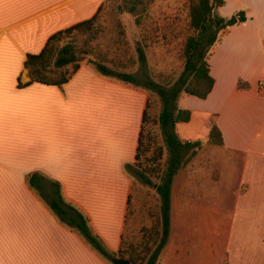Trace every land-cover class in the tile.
<instances>
[{
  "label": "crops",
  "instance_id": "0c3cea01",
  "mask_svg": "<svg viewBox=\"0 0 264 264\" xmlns=\"http://www.w3.org/2000/svg\"><path fill=\"white\" fill-rule=\"evenodd\" d=\"M105 2L0 0V264H113L56 219L26 183L31 173L58 182L105 250L122 251L132 188L126 167L136 156L147 90L86 61L60 87H18L29 81L28 54ZM230 3L245 20L210 49V93L178 98L190 111L183 124L195 136L215 124L222 145L209 144L208 135L195 140L196 154L173 177L156 264H264V0H224L220 16L228 17ZM239 80L250 88L238 90Z\"/></svg>",
  "mask_w": 264,
  "mask_h": 264
},
{
  "label": "trees",
  "instance_id": "16d2710c",
  "mask_svg": "<svg viewBox=\"0 0 264 264\" xmlns=\"http://www.w3.org/2000/svg\"><path fill=\"white\" fill-rule=\"evenodd\" d=\"M108 1H117L118 10L134 16V22L137 25L140 24V16L145 12L146 3H148V0H106V2ZM103 5L90 19L51 35L38 54H28L23 63V67L27 71L29 81L24 85L18 83V87L31 83L56 85L60 87L66 83L78 69L79 63L87 53L72 43H66L60 47L59 42L66 35L68 36L74 33L86 34L91 39H94L97 33L91 27ZM223 5L224 0H191L188 8L191 34L186 37L182 47L183 69L175 81L165 86L153 82L148 76L140 78L131 73L114 71L101 62L88 61L101 75L113 77L134 87H140L155 93L160 103L157 125L164 151L160 149L157 154L158 159L164 157V161L162 169L158 173V182L155 188V193L159 199V227L153 240L154 245L145 247L139 259L140 264H156L168 235L170 187L172 179L196 154L199 146L198 142L182 141L176 132V124L186 123L190 119V111L181 109L178 106V98L181 94L194 96L199 99H205L207 97L214 84V80L209 74V64L207 62L210 49L218 40L221 32L245 20V13L242 10L236 12L229 18L220 16L217 10ZM136 50L139 62L144 66L145 57L143 50L140 46H137ZM68 66L71 67V70L65 73L64 70ZM249 88L248 83L242 80L237 82L238 90H248ZM148 107L149 101H147L143 112L134 163L139 160L143 152V126L146 121ZM208 143L216 146L222 145L221 133L215 124L209 129ZM130 166L128 165L126 169L130 168ZM137 175L145 183H150L144 173L137 171ZM26 183L48 206L58 221L81 235L103 258L111 263L116 258L125 259L121 250L117 253H109L105 250L99 239L89 228L86 217L77 208L64 200L58 182L48 179L39 173H31L26 177ZM126 259L130 264H138L137 259H133L132 255Z\"/></svg>",
  "mask_w": 264,
  "mask_h": 264
},
{
  "label": "rangeland",
  "instance_id": "374dc122",
  "mask_svg": "<svg viewBox=\"0 0 264 264\" xmlns=\"http://www.w3.org/2000/svg\"><path fill=\"white\" fill-rule=\"evenodd\" d=\"M190 2L148 0L139 25L135 24L134 16L118 10L117 1L105 2L91 27L97 33L94 39L86 34L74 33L66 35L59 46L72 43L87 53L82 61L101 62L114 71L131 73L140 78L148 76L153 82L165 86L175 81L183 69L182 47L191 34L188 18ZM238 7L237 3H230L224 10L229 13L227 18L241 11ZM137 46L143 50L144 66L139 62ZM70 70L68 66L64 72ZM147 92L149 107L143 126V152L139 160L127 168L132 188L122 245L125 259L132 255L138 264L145 247L154 245L158 231L159 199L155 188L164 161V157L158 159L157 154L160 149L164 151L157 125L160 103L155 93ZM176 131L179 138L189 139L192 143H196L197 139L203 141L208 135L201 129L195 136L191 124H178ZM137 171L144 173L150 183H145Z\"/></svg>",
  "mask_w": 264,
  "mask_h": 264
},
{
  "label": "water",
  "instance_id": "95a60500",
  "mask_svg": "<svg viewBox=\"0 0 264 264\" xmlns=\"http://www.w3.org/2000/svg\"><path fill=\"white\" fill-rule=\"evenodd\" d=\"M155 186V185H154ZM113 264H130V262L126 259L116 258L112 261Z\"/></svg>",
  "mask_w": 264,
  "mask_h": 264
}]
</instances>
